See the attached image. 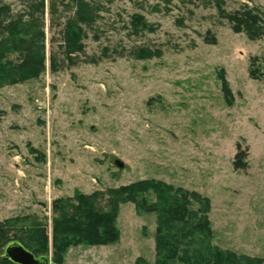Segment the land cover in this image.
<instances>
[{
  "label": "rangeland",
  "instance_id": "rangeland-1",
  "mask_svg": "<svg viewBox=\"0 0 264 264\" xmlns=\"http://www.w3.org/2000/svg\"><path fill=\"white\" fill-rule=\"evenodd\" d=\"M32 1L0 4L16 14ZM96 1L83 52L63 53L73 10L61 6L59 25L47 15L46 70L0 88V223H44L53 261L56 199L155 180L188 192L198 216L209 201L212 235L180 245L190 258L177 264H205L210 248L264 257V24L254 37L228 18L249 7L264 21V0ZM135 14L156 30L134 34ZM142 47L152 55L135 57ZM157 218L123 202L119 240L72 245L63 264H154Z\"/></svg>",
  "mask_w": 264,
  "mask_h": 264
},
{
  "label": "trees",
  "instance_id": "trees-1",
  "mask_svg": "<svg viewBox=\"0 0 264 264\" xmlns=\"http://www.w3.org/2000/svg\"><path fill=\"white\" fill-rule=\"evenodd\" d=\"M71 1L65 3L64 0H34L24 12L16 14L9 4H0V88L38 78L46 70L47 15L52 26L59 25L61 6L63 9L73 10L61 23L63 53L68 60H72L76 54L84 51L86 28L92 27L100 18L101 5L96 0ZM247 9L239 12L240 14L237 12L238 16L227 14L228 18L238 28L258 37L256 27L260 23L264 24V21L260 14L249 7ZM131 27L134 34L144 30H156L141 14L133 15ZM148 49L137 48L133 55L137 58L149 57L152 52ZM50 58L51 68L56 69V57L52 55ZM149 190L154 191L157 201L148 203L145 198L140 197L142 192ZM203 198L200 211L202 215L198 216V211L189 208L191 202L188 192L186 194L185 191L174 189L163 182L141 180L119 188H109L106 193H76L74 197L56 199L53 208L58 217L54 219L53 225V262L63 264L64 255L72 245L81 242L103 245L119 240L117 213L120 205L127 201L135 203L140 210L158 212L157 259L154 264L183 262L190 257L188 249L180 250V245L190 246L196 240H208L212 235L208 220L209 201ZM103 200L105 206L101 203ZM12 222L13 220H6L0 223V247L17 239L36 255L49 254V238L44 223L34 220L32 224L24 226L21 232H11ZM186 238L189 239L187 243L184 242ZM207 252V256L202 257L205 264H264V257L237 255L231 251L222 253L211 248ZM0 264L15 263L0 257ZM136 264L146 262L139 257Z\"/></svg>",
  "mask_w": 264,
  "mask_h": 264
},
{
  "label": "water",
  "instance_id": "water-1",
  "mask_svg": "<svg viewBox=\"0 0 264 264\" xmlns=\"http://www.w3.org/2000/svg\"><path fill=\"white\" fill-rule=\"evenodd\" d=\"M118 164L122 165L120 162ZM0 257L15 264H55L49 254L36 255L17 239H13L0 247Z\"/></svg>",
  "mask_w": 264,
  "mask_h": 264
}]
</instances>
